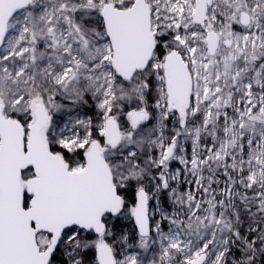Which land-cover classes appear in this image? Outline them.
I'll use <instances>...</instances> for the list:
<instances>
[{
    "label": "snow or ice",
    "instance_id": "snow-or-ice-1",
    "mask_svg": "<svg viewBox=\"0 0 264 264\" xmlns=\"http://www.w3.org/2000/svg\"><path fill=\"white\" fill-rule=\"evenodd\" d=\"M0 264H264V0H0Z\"/></svg>",
    "mask_w": 264,
    "mask_h": 264
}]
</instances>
